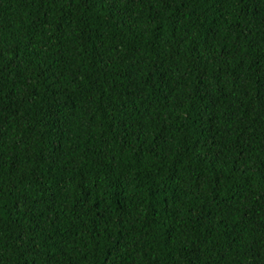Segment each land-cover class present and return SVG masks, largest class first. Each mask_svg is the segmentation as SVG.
Here are the masks:
<instances>
[{
	"label": "trees",
	"instance_id": "16d2710c",
	"mask_svg": "<svg viewBox=\"0 0 264 264\" xmlns=\"http://www.w3.org/2000/svg\"><path fill=\"white\" fill-rule=\"evenodd\" d=\"M0 264H264V0H0Z\"/></svg>",
	"mask_w": 264,
	"mask_h": 264
}]
</instances>
